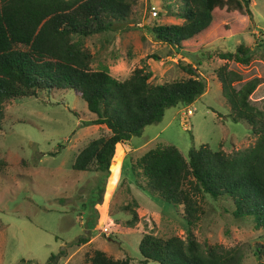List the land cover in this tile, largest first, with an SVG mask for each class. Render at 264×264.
<instances>
[{
  "label": "rangeland",
  "instance_id": "374dc122",
  "mask_svg": "<svg viewBox=\"0 0 264 264\" xmlns=\"http://www.w3.org/2000/svg\"><path fill=\"white\" fill-rule=\"evenodd\" d=\"M134 1V12L123 27L81 40L93 56L91 68L120 81L143 68L151 84H161L189 78L181 65L191 64L206 83L204 93L190 105L165 109L159 123L118 144L108 175L72 168L91 140L110 134L105 125L88 124L94 116L73 91L42 92L8 104L0 130V158L5 163L0 170V264H43L59 251L63 253L56 264H88L95 250L138 263L144 234L184 239L187 223L182 205L174 207L137 185L143 179L135 178L131 165L157 146L173 145L187 157L189 148L202 144L229 153L254 143L245 122L226 117L216 71L226 65L240 73L237 88L259 78L249 99L264 110V0H248L251 16L243 11L217 22L236 21V36L208 45L203 39L192 41L180 52L151 31L153 26L182 22L173 14L176 2ZM240 44L253 53L248 65L219 58ZM200 205L203 213L192 233L202 247L238 246L242 264H264V256L254 252L264 242L262 229L249 218H234L228 199L204 195Z\"/></svg>",
  "mask_w": 264,
  "mask_h": 264
},
{
  "label": "trees",
  "instance_id": "16d2710c",
  "mask_svg": "<svg viewBox=\"0 0 264 264\" xmlns=\"http://www.w3.org/2000/svg\"><path fill=\"white\" fill-rule=\"evenodd\" d=\"M174 1L177 9L173 14L182 22L153 26L151 31L177 52L192 41L203 39L208 45L234 37L238 34L236 21L218 26L217 22L243 11L251 16L248 0ZM134 3L0 0V130L8 104L42 92L71 90L94 116L88 124L105 125L110 131L109 136L93 139L81 149L72 168L108 175L118 144L141 136L146 126L159 123L165 109L190 105L201 96L206 83L191 64L181 65L189 78L161 84H151L150 73L143 68L134 69L123 81L91 68L93 56L81 40L123 27L134 12ZM252 54L250 47L240 44L235 52H222L219 58L248 65ZM216 76L228 108L226 117L234 123L245 122L255 141L229 153L202 144L189 148L187 157L173 145L157 146L131 165L135 178L143 179V184L137 185L174 207L182 205L187 223L184 239L144 234L138 244L142 259L135 264H242L240 247H202L195 239L192 229L203 213L200 201L204 195L228 199L234 218H249L256 229L264 231V110L249 99L260 80L254 77L237 88L242 76L226 65L217 69ZM4 164L0 158V170ZM254 252L258 258L264 256V242ZM62 253L51 254L43 264H56ZM88 264L132 263L95 250Z\"/></svg>",
  "mask_w": 264,
  "mask_h": 264
},
{
  "label": "built area",
  "instance_id": "2783aa9c",
  "mask_svg": "<svg viewBox=\"0 0 264 264\" xmlns=\"http://www.w3.org/2000/svg\"><path fill=\"white\" fill-rule=\"evenodd\" d=\"M188 111V110H187ZM191 113V112H190Z\"/></svg>",
  "mask_w": 264,
  "mask_h": 264
},
{
  "label": "crops",
  "instance_id": "0c3cea01",
  "mask_svg": "<svg viewBox=\"0 0 264 264\" xmlns=\"http://www.w3.org/2000/svg\"><path fill=\"white\" fill-rule=\"evenodd\" d=\"M194 68V67H193ZM196 68V67H195Z\"/></svg>",
  "mask_w": 264,
  "mask_h": 264
}]
</instances>
